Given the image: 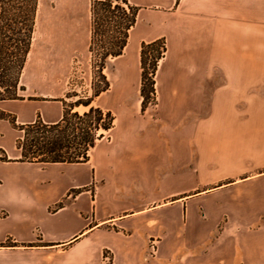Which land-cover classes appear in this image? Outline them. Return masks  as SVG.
Masks as SVG:
<instances>
[{
    "label": "crops",
    "instance_id": "obj_1",
    "mask_svg": "<svg viewBox=\"0 0 264 264\" xmlns=\"http://www.w3.org/2000/svg\"><path fill=\"white\" fill-rule=\"evenodd\" d=\"M127 1L138 7L128 39L133 35L140 43L164 36L168 42L196 43L215 34V28L221 26L223 47L227 49L222 57L237 55L230 53L237 43L229 41L228 36L232 27L246 25L248 0ZM88 10L90 15V5ZM53 24L59 25L57 21ZM65 25L80 24L69 19ZM218 70L222 74L232 71L225 67ZM201 72L195 67L191 73H178L182 78L175 90L181 93L170 98L175 101L172 105H236L231 104L232 97L240 96L245 88L230 83L222 88L206 84L209 93L198 100L195 93L201 89L184 76ZM165 86L166 96H171L170 84ZM44 97L45 93H39L28 99L0 100V110L11 113L20 124L38 117L44 122L58 121L63 110L62 95ZM78 106L74 105L72 111H78ZM83 106L87 110L91 103ZM7 126L6 120L0 119V148L8 158L0 160V264H99L104 247L113 252L111 264H166L161 254L162 236L168 223L184 213L186 219H201L197 226L202 234L218 230V236H233L209 244L205 264H264V225L249 227L264 219L262 171L239 177L238 169L229 170L236 174L225 181L203 173L189 178L188 172L197 174L199 167L207 170L211 161L200 157L202 150L186 149L185 154L191 157L184 163L182 143L175 142L176 148L170 153L175 168L170 163L172 169L163 177L175 180L176 185L166 191L160 177L151 189L147 173L150 152L140 145L143 132L110 133L106 142L100 137L88 150L85 161L39 162L19 159L17 138L10 139ZM184 164L185 168L193 165L196 169L185 170ZM177 180L181 181L178 185ZM106 223L112 226L111 231L101 228ZM151 236L159 237V257L147 259L144 252Z\"/></svg>",
    "mask_w": 264,
    "mask_h": 264
},
{
    "label": "rangeland",
    "instance_id": "obj_2",
    "mask_svg": "<svg viewBox=\"0 0 264 264\" xmlns=\"http://www.w3.org/2000/svg\"><path fill=\"white\" fill-rule=\"evenodd\" d=\"M117 1L112 0L111 6ZM91 2L38 0L32 45L19 78V83L24 86L20 99L32 98L39 93L46 94L44 99H52L61 94L63 108L76 100H89L91 106H98L103 111L109 110L113 116L112 127L108 130L100 127L97 130V133H102L103 142L107 141L105 138L110 133L115 136L121 131L143 132L140 145L150 152L147 173L151 189L164 172L167 174L172 169L170 163L175 168V162H172L174 156L170 154L176 148L175 142L178 145L182 143L184 163L185 159L191 157L185 154L186 149L202 150L200 157L211 161L207 170L199 167L197 174L188 172L189 178L194 179L203 173L218 181H225L232 179L236 173L242 177L245 173L256 174L261 171L263 173L259 175L264 177V0H248L246 25L231 28L229 41L237 44L236 48L232 44L230 53L232 56L234 53L237 55L230 59L222 57L227 49L223 47L221 26L215 28V34L196 43L168 42L164 36L158 37L162 39L165 51L157 59V66L152 73L154 55L160 45L146 50L143 94L140 89L142 41L137 43L133 35L129 39L127 36L119 55H106L103 67L99 68L101 54L116 35L111 30L108 16L119 21L128 18L131 10L125 4H122L124 13L120 9L107 11L98 7L93 20L88 10ZM69 19L80 25L67 27L65 23ZM55 21L59 23L58 26L53 24ZM227 41L225 37L226 44ZM217 54L220 57L217 58ZM195 67L202 70L201 74L192 73L184 77L190 83L196 82L202 90L195 93L198 100L209 93L206 84L213 83L222 88L230 83L245 88L240 96L236 94V97H232L231 104L235 102L236 105H172L175 101L170 98L181 93L175 90V84L182 78L178 73L182 70L191 73ZM223 67L231 68V74L220 73L218 69ZM167 72L172 74L167 75ZM102 75L108 81V88L97 93L104 85ZM150 82L153 83V90ZM166 84H170L171 92H168L171 96H166ZM38 98L43 97L39 95ZM79 106L76 108L78 111L85 110L83 104ZM2 114L5 117L0 119L6 120L10 139L15 141L23 134L19 129L20 123L14 121L13 125L9 120H15L14 116L0 110V116ZM178 164L177 161L176 166ZM187 169L194 171L196 167L190 165ZM236 169V173L229 171ZM170 179L161 178L162 188L166 191L176 185L175 180ZM184 179L182 183H185ZM180 182L177 180V185ZM200 220L186 219L184 213L176 221L168 223L167 232L162 236L164 250L161 251L165 255L163 259L166 264H205L209 244L222 243L233 237L218 236V230L215 234H202L197 226L201 225ZM223 223L221 221L220 225ZM260 225H264V219L249 227L255 229ZM101 228L113 229L107 223L101 225ZM158 238L150 237L156 249L151 253L149 240L144 252L147 259L159 257ZM112 260L113 252L110 248H102L99 264H111Z\"/></svg>",
    "mask_w": 264,
    "mask_h": 264
},
{
    "label": "trees",
    "instance_id": "obj_3",
    "mask_svg": "<svg viewBox=\"0 0 264 264\" xmlns=\"http://www.w3.org/2000/svg\"><path fill=\"white\" fill-rule=\"evenodd\" d=\"M38 0H0V100L20 99L24 86L19 83L26 55L30 49L35 25ZM131 10L128 18L114 20L108 16L112 26V32L116 34L109 42L105 52L101 54L99 68L103 67L106 55L117 56L124 47L129 28L136 20L138 7L130 4L127 0H118L113 6L112 0H92L90 11L94 20L97 8L123 10L124 6ZM111 17V18H110ZM160 38L152 41H142L140 48L141 92L144 91V78L146 71L145 54L148 48H157L151 66L153 73L159 59L165 51V46ZM98 90L108 88V81ZM151 90L153 83L150 82ZM89 100H76L72 105L64 107L61 118L56 122H44L39 117L32 122L19 124L23 134L16 139V146L21 151L20 160L39 162H77L88 159V150L96 139L102 136L97 130L102 127L108 130L112 127L113 116L109 110L103 111L98 106H89L81 113L72 111L74 105H88ZM143 103V100H142ZM0 117H5L2 114ZM14 125V119L9 120ZM0 160H8L2 148H0ZM8 245H13L8 243Z\"/></svg>",
    "mask_w": 264,
    "mask_h": 264
},
{
    "label": "built area",
    "instance_id": "obj_4",
    "mask_svg": "<svg viewBox=\"0 0 264 264\" xmlns=\"http://www.w3.org/2000/svg\"><path fill=\"white\" fill-rule=\"evenodd\" d=\"M149 248H150L151 253H154V251L156 249V245H155L153 240H150Z\"/></svg>",
    "mask_w": 264,
    "mask_h": 264
},
{
    "label": "bare ground",
    "instance_id": "obj_5",
    "mask_svg": "<svg viewBox=\"0 0 264 264\" xmlns=\"http://www.w3.org/2000/svg\"><path fill=\"white\" fill-rule=\"evenodd\" d=\"M80 106H78L77 108H79ZM85 109L87 108V106H83Z\"/></svg>",
    "mask_w": 264,
    "mask_h": 264
}]
</instances>
